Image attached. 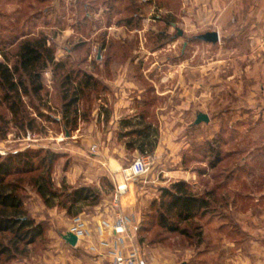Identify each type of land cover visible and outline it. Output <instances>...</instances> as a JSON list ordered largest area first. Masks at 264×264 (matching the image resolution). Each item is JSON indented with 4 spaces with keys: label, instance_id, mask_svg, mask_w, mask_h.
Instances as JSON below:
<instances>
[{
    "label": "rangeland",
    "instance_id": "374dc122",
    "mask_svg": "<svg viewBox=\"0 0 264 264\" xmlns=\"http://www.w3.org/2000/svg\"><path fill=\"white\" fill-rule=\"evenodd\" d=\"M204 1L195 6L191 0H0V61L5 54L13 63L22 41L45 36L55 61L64 64L55 74L51 70L45 73L43 99H35L42 111L61 117V85L69 70L74 75L86 71L101 81L95 90L87 91L77 125H70L74 128L68 135L63 122L37 118L31 107L28 110L36 118V128L28 134L13 121L2 130L0 120V154L27 148L56 152L52 177L57 188L63 183L68 188L90 186L91 194L98 198L95 205L93 198L74 205V214H69L58 205L62 198L46 205L33 188H27L23 192L27 210L48 226L23 255L6 264H58L63 248L58 230L68 229L77 216L87 222L109 214L115 174L144 153L130 150V160L113 174L96 160V154L109 151L110 140H134L122 133L148 122L150 136L142 139L143 147L153 155L159 145L164 147L157 158L154 155L149 173L135 182L140 223L146 219L147 225L140 226L137 243L148 263L264 264V91L260 89L264 69L254 41L264 33V19L244 15L232 33H221L227 38L213 45L196 38L218 26L217 10ZM191 70L193 82L202 81L203 88L189 86ZM117 79L135 85L124 93L114 85ZM206 92L203 101L201 94ZM122 95L131 100L133 111L122 109L121 117L115 119L114 103ZM193 99L199 100L193 103ZM46 101L51 108L43 105ZM197 110L209 113L210 123L192 128ZM142 111L148 113L147 121L139 118ZM1 114L7 121L12 117L4 104H0ZM163 115L166 118L160 117ZM206 139L220 151L214 168L211 161L216 154L210 152ZM170 140L189 143L182 152V166L196 174L191 180L194 189L198 193L215 190L210 210L181 224L191 234H198L194 227L201 225L200 238L169 233L154 219L148 220L153 202L160 200L161 188L168 186L159 182L164 180L161 170L174 163L173 156L166 163L159 160L169 157ZM132 192L131 187L130 196ZM8 239V235H0V246L8 244ZM45 255L51 258L45 261ZM6 258L0 247V264Z\"/></svg>",
    "mask_w": 264,
    "mask_h": 264
},
{
    "label": "trees",
    "instance_id": "16d2710c",
    "mask_svg": "<svg viewBox=\"0 0 264 264\" xmlns=\"http://www.w3.org/2000/svg\"><path fill=\"white\" fill-rule=\"evenodd\" d=\"M14 56L13 63H10L5 54V60L0 61V104H4L12 116L7 121L6 117L0 115V120L3 122L1 129L5 130L6 124L13 121L15 126L28 134L36 128V118L30 116L28 110L31 107L36 111L37 118L46 116L48 121L63 122L64 131L71 133L74 127L70 125L76 127L80 117L81 101L87 91L95 90L101 81L86 71L80 72L82 75L80 76V74L74 75V71L69 70L61 85V117H54L51 113L48 115V112L42 111L41 105L37 102L43 99L45 73L51 70L55 74L54 71L59 67L64 68L63 63L55 61L54 49L48 45L47 38L39 36L25 39L18 45ZM47 103L46 101L43 105L46 106ZM47 105L51 108L49 104ZM139 116L144 121L149 117L145 111ZM124 124L130 125V122L125 121ZM200 124L193 123L191 127L197 128ZM150 128L151 123L148 122L145 127L131 129L122 133V136L134 138L129 143V146H132L134 141H141L150 136ZM206 140L210 152L216 154L214 161H211V166L214 168L219 160L220 151L214 148L209 139ZM138 149L141 153H150L143 147V143ZM57 157L58 153L51 150L30 148L10 152L5 156L0 154V235L9 236L8 244L0 246L1 253L7 254L2 264L23 255L30 245L42 237L48 226L46 222L37 220L27 210L26 197L23 193L27 188H33L46 205H52L50 200L62 198L58 205L67 209L69 214H74L72 211L74 205L86 202L90 198H93L92 204L98 203V198L91 194L93 189L90 186L68 188L63 183L61 188H57L52 177V168ZM214 191L211 189L198 193L186 180L173 182L161 188L160 200L158 203L153 202V212L147 214L150 217L148 220L154 219L161 230L169 233L176 232L189 238L198 235L200 238L201 225L194 227V230H198V234H191L190 228L181 227V224L192 222L197 216L207 213L216 196ZM145 221L146 219L141 223L142 228L147 227Z\"/></svg>",
    "mask_w": 264,
    "mask_h": 264
},
{
    "label": "crops",
    "instance_id": "0c3cea01",
    "mask_svg": "<svg viewBox=\"0 0 264 264\" xmlns=\"http://www.w3.org/2000/svg\"><path fill=\"white\" fill-rule=\"evenodd\" d=\"M193 5L197 6L198 2L200 1V4L203 3L204 0H191ZM207 6H210L212 9L217 10L215 13L217 16V23L218 26L215 28H212L213 31L219 32V37L221 39L227 38L221 33H232L234 28L236 27V21L239 22L244 15H248L253 19L259 18V20L264 19V0H205L204 1ZM243 15V16H242ZM173 25L175 23H172ZM180 30L178 28V31L180 33ZM209 31V30H207ZM256 34V33H255ZM259 38L256 39L254 37V41L258 42V56H259V65L263 64L264 69V33H259ZM209 43V42H208ZM187 43H185L186 46ZM213 44V43H211ZM217 44V43H216ZM215 45V44H213ZM193 71L191 70L189 72V86L190 87H196L198 90L200 88H203L204 84H202V81L200 83L193 82L191 76ZM114 85L116 87H121L120 91L124 92L127 91L129 87L134 86L135 83L131 82L129 80L124 79H117L114 82ZM260 89L264 91V85H260ZM203 90V89H202ZM208 90V89H207ZM190 92V91H189ZM208 92L205 94H201V96H206ZM208 95V94H207ZM116 96L118 94L116 93ZM124 95L122 97L118 98L116 102L114 103L113 107V118L118 119L122 115V109H128L130 107L131 100H125ZM127 99V98H126ZM199 99H193V103L197 102ZM205 97L203 98V101H205ZM188 101V100H187ZM128 112H132V109H128ZM205 111H195V120L197 118L198 113ZM209 115V113H207ZM138 114H136L137 116ZM162 118H166V116H160ZM210 117V115H209ZM211 118V117H210ZM195 122V121H194ZM193 122V123H194ZM213 120H211V123ZM210 123V122H209ZM207 123V124H209ZM68 135V132H66ZM126 138V136H123ZM128 138V137H127ZM133 139L128 141L123 140H110L109 141V151H101L96 154V160L102 163V165L106 166L108 170L113 174L120 171L121 167H123L127 161L130 160L128 157V152L130 150H133L137 153L139 152L138 147L143 143V141H134L133 145L129 146V143H131ZM162 144H165V140H161ZM128 144V145H127ZM172 145V147L170 146ZM170 144L168 145L169 148H171V153L168 156H164L162 159L159 160V162L166 163L171 159L173 156V164H168V167H165L161 170L162 173H164V180L160 181L159 183L167 184L168 186L171 185L173 182L179 181V180H186L191 184L192 179H196V174L193 172V170H186L182 166L183 158H182V152H184L188 146L189 143L186 140L179 141L177 143H173L170 140ZM164 151V147L159 145L157 147V154L154 153L156 158ZM172 155V156H171ZM136 157V156H135ZM167 160V161H166ZM120 175V177H119ZM114 180L116 184L122 180V174H115ZM132 187V194L130 196V191ZM141 189L144 188V186L141 185ZM137 191L138 187L135 185V183L131 184L129 187V191L126 195H123L121 198V210L128 216H134L135 219L139 222H141L140 213L137 209ZM112 211H110L109 214L99 216H94V220L96 221H87V234L84 238L79 240L75 246L70 245L65 239H63V235L70 231L71 226H69L68 229L64 231L58 230V235H60L59 242L61 246L63 247L60 255L56 262L59 264H104L105 262L109 261L112 257L111 250L113 248V242L114 237L110 233V227L115 222V208L112 206ZM102 215V216H101ZM104 216V217H103ZM81 217V216H80ZM108 224V225H107ZM141 224V223H140ZM109 226V227H108ZM100 229H102V232H100ZM54 237V236H53ZM58 241V240H57ZM48 257L45 255V261H48ZM41 258V257H40ZM51 258V257H50ZM51 262H54L53 259L50 260ZM23 264V263H22Z\"/></svg>",
    "mask_w": 264,
    "mask_h": 264
},
{
    "label": "built area",
    "instance_id": "2783aa9c",
    "mask_svg": "<svg viewBox=\"0 0 264 264\" xmlns=\"http://www.w3.org/2000/svg\"><path fill=\"white\" fill-rule=\"evenodd\" d=\"M92 150L95 151L96 147L93 146ZM154 164L155 156L151 153H144L135 157L127 167L122 168V180L116 184L113 195V207L116 212L115 222L110 227V233L114 237L112 258L104 264H149L144 251L137 243L140 222L134 216H128L121 210V198L129 190L131 184L149 173ZM70 231L77 236L78 241L81 240L87 234V222L77 216Z\"/></svg>",
    "mask_w": 264,
    "mask_h": 264
},
{
    "label": "water",
    "instance_id": "95a60500",
    "mask_svg": "<svg viewBox=\"0 0 264 264\" xmlns=\"http://www.w3.org/2000/svg\"><path fill=\"white\" fill-rule=\"evenodd\" d=\"M180 33H182L181 30H180ZM196 38L202 41L213 43V44L218 43L220 40L219 32L213 31V30L205 31L201 34H198ZM209 121H210L209 115L207 113L200 112L198 113L197 118L194 123L199 124L202 122H209ZM63 239H65L70 245H73V246H75L78 242L77 236L71 231H68L67 233H65L63 235Z\"/></svg>",
    "mask_w": 264,
    "mask_h": 264
}]
</instances>
